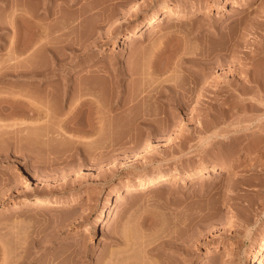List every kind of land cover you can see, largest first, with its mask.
Masks as SVG:
<instances>
[{
  "label": "rangeland",
  "instance_id": "obj_1",
  "mask_svg": "<svg viewBox=\"0 0 264 264\" xmlns=\"http://www.w3.org/2000/svg\"><path fill=\"white\" fill-rule=\"evenodd\" d=\"M169 8L185 14L131 41L136 27ZM0 24V70L31 54L16 55L14 38L48 28L46 47L33 52L57 75L31 98L45 109L53 88L49 97L60 102L52 103L65 106L53 117L0 118L11 132L0 138V264H259L264 0H0ZM23 87L0 79V98ZM83 100L81 126L70 124L82 130L68 129L65 118ZM34 127L54 131L56 151L45 138L13 151L10 136ZM223 166L231 167L223 179L198 180ZM172 171L185 178L127 192ZM44 195L72 200L38 209L24 201ZM105 211L89 234L85 225Z\"/></svg>",
  "mask_w": 264,
  "mask_h": 264
},
{
  "label": "bare ground",
  "instance_id": "obj_2",
  "mask_svg": "<svg viewBox=\"0 0 264 264\" xmlns=\"http://www.w3.org/2000/svg\"><path fill=\"white\" fill-rule=\"evenodd\" d=\"M12 1H14V0H12ZM16 1H18V0H16ZM5 2V1H4ZM12 3V2H11ZM15 3V2H14ZM214 4H217V2L216 1H214L213 2ZM2 4V3H1ZM239 4V3H238ZM237 3H236V7H237V5H238ZM3 6V5H2ZM235 7V8H236ZM234 8V9H235ZM237 9V8H236ZM166 13L163 15V14H160L159 16H157L156 18H154V19H152V20H150L146 25H142V26H138V27H136L135 28V30L133 31V33H132V35H131V37H130V39H131V41L132 42H134L135 40H137L138 38H137V36H138V34H139V32L140 31H142L141 32V34L140 35H142L143 33H150V32H154L159 26H163V24H165V23H169V22H172V21H174V20H177L178 18H180L181 17V15H184L185 14V11L184 10H181V9H172V8H169V9H167L166 11H165ZM26 13V12H25ZM194 14V13H193ZM23 15H25L24 13H23ZM22 15V16H23ZM25 17V16H24ZM23 19V18H22ZM29 19V18H28ZM27 20V19H26ZM0 25H3V24H0ZM0 27H2V26H0ZM4 27V26H3ZM48 29V28H47ZM47 29H46V32H45V30L43 31V33L41 32V35H40V32H39V35H36L35 33V35H36V37L34 36L32 39H30V40H24V41H20V39H18V42L15 40V38H14V42H16V43H18L17 45H16V43H15V45H16V47L14 48L15 50V53H16V55L18 54V56L19 55H22V54H24V53H27V52H31V54L30 53H28V57H26V58H24L25 60H23V61H18V62H16V63H13L11 66H9V67H6V69H3V70H0V79L1 80H3L4 82H6V83H23L24 84V89L22 88L21 89V91H19V93L17 92V94H18V97H17V94L16 95H12V93H11V95H9V96H5V97H2V98H0V118L2 119V118H4V119H18V118H26V117H34V116H38V115H44V116H46V117H53V115H54V113H55V115H56V112H58V110H59V112H60V109H58V106H60L61 104H58L57 106L56 105H54L53 103H52V101H54V99L53 98H55L54 96L53 97H49V96H52L53 95V93H51V91H54V90H52L51 89V91L50 90H48V92L50 91V93H48L47 95H49L47 98H51L52 99V101H49L48 99L47 100H45V99H43V100H45L44 102V104H43V101H42V104L44 105L43 107H45V109H42L41 107H39L40 105L38 104V103H36L31 97H33V95H34V93L33 92H35L34 91V89L36 90V89H38V88H41V87H43L42 89H43V91L45 90V89H48V87L49 86H47V84L50 82L51 83V81H52V79H53V77L55 76V75H57V74H55V72H54V70H53V68H51V67H48V68H41L40 67V65H38V64H36L37 63V61L35 62V56H36V52H33L36 48V46L39 44V42L41 43L42 41H41V39H43L44 37H42L43 35L42 34H45L46 33V37H47V35H48V32H49V30H48V32H47ZM16 31V30H15ZM19 32V31H18ZM45 32V33H44ZM17 33V32H16ZM15 32H14V35L16 34ZM19 34V33H18ZM17 34V35H18ZM21 34V33H20ZM16 35V36H17ZM32 35V34H31ZM20 36V35H19ZM24 36V35H23ZM30 36V35H29ZM21 39H22V37H21ZM43 43V42H42ZM41 43V45L39 44L38 46L39 47H42V48H44V47H46V44H42ZM121 43V40L119 39V38H117L116 39V41H115V43H114V47H117L118 46V44H120ZM48 46V45H47ZM48 48H50V47H48ZM17 56V57H18ZM48 66V65H47ZM54 67V66H53ZM49 85H51V84H49ZM69 85L67 86L66 85V88H64L65 90H64V100H65V102L67 101H69V95H71V94H69ZM50 88V87H49ZM33 89V90H32ZM46 91V90H45ZM62 91V90H61ZM61 91H59V92H61ZM74 91H75V89H74ZM98 91V90H97ZM97 91H95L96 93H97ZM45 94H46V92H44V96H43V98H45L46 96H45ZM50 94H52V95H50ZM57 94V93H56ZM93 94H95V93H93ZM74 95V99H75V93L73 94ZM72 95V96H73ZM35 96V95H34ZM37 96V95H36ZM42 96H39V98H41ZM94 96V95H93ZM98 96V95H97ZM59 98H61L60 96H59ZM94 98V97H93ZM94 99H99V96L98 97H96V98H94ZM42 100V99H41ZM59 100H61V99H59ZM72 100H73V97H72ZM85 100H87V99H85ZM91 100H93V99H91ZM63 101V100H62ZM70 101H71V99H70ZM99 101V100H98ZM121 101V100H120ZM55 102V101H54ZM56 102H58V101H56ZM56 102H55V104H56ZM60 102V101H59ZM58 102V103H59ZM72 102L73 101H71L70 103H71V105H73L72 104ZM93 102V101H92ZM115 102V101H114ZM4 103V105H2ZM87 103H89V100L88 101H84L83 100V102H81V103H79L80 104V106L78 107L77 105V107H78V110H76V113L74 114V115H72L71 117H69L68 119H66L65 118V126H68V129H74V127L73 126H71L70 124L72 123V125H73V122H77V118H78V115H79V113L81 112V108L84 106V105H86ZM94 103H97V102H95L94 101ZM125 103V102H124ZM66 104V103H65ZM93 104V103H92ZM123 104V103H122ZM64 104H62L59 108H61L62 106H63ZM67 105H69L68 103H67ZM99 106V105H98ZM63 107H65V106H63ZM62 109V108H61ZM74 109V108H73ZM71 111H74V110H71ZM58 112V113H59ZM61 112H62V110H61ZM75 112V111H74ZM73 112V113H74ZM70 115H71V113H70ZM82 115V114H81ZM80 117V116H79ZM37 118H39V117H37ZM81 118V121H82V116L80 117ZM3 120V119H2ZM80 121V120H79ZM78 121V122H79ZM75 123V125H80L79 123ZM83 124V123H82ZM5 125V124H4ZM16 125V124H15ZM91 125V124H90ZM8 126H11V125H8ZM12 126H13V124H12ZM11 126V127H12ZM64 126V125H63ZM81 126V125H80ZM92 126V125H91ZM90 126V127H91ZM49 127V126H48ZM0 128H2L3 130H0V131H2L3 133H1L0 132V138L1 137H3V136H1V135H3L5 132H6V130H7V136L11 133L10 131H9V129H6V130H4V128L2 127V126H0ZM6 128H7V125H6ZM79 127H75V130L76 129H78ZM81 128V127H80ZM79 128V129H80ZM66 129V128H65ZM79 129H78V131H79ZM82 129H80V131H81ZM87 130H89V129H87ZM5 131V132H4ZM9 131V132H8ZM23 131V130H22ZM22 131H20V132H22ZM14 132H16V131H14ZM20 132L18 133H13V131H12V133L13 134H15V137L14 136H10L11 137V139H13V143H11L12 145L14 144V143H17V144H15V147H14V149H13V151H18L19 150V148L17 149V145L20 143V142H22L23 140H25L26 141V143H28V146H29V144H32V143H30L28 140L30 139V140H37L36 142H35V144L38 142V139H39V142L42 140V138H45L46 139V141L44 142L43 140V143H49L47 146H50L51 145V143H52V140H54V138H55V141H56V138L57 137H53L52 135H51V132H52V130L50 129H44V128H42V129H39V128H37V127H34V128H28L25 132H23V133H21L20 134ZM82 132H84V128H83V131ZM86 132V131H85ZM52 134L54 135V131L52 132ZM62 133H59V136L61 135ZM11 135V134H10ZM64 135V134H63ZM10 137H8V139L10 138ZM13 137V138H12ZM66 137V136H65ZM5 139V140H4ZM3 140L6 142V140H7V138L5 137ZM26 139H28V140H26ZM59 139V138H58ZM63 138H61V140L60 141H62L63 142V140H62ZM65 139H67V138H65ZM64 139V140H65ZM70 140H71V138H70ZM73 140V139H72ZM71 140V141H72ZM15 141V142H14ZM28 141V142H27ZM71 141L69 142L70 144H71ZM24 142V141H23ZM22 142V143H23ZM34 142V141H33ZM73 143H74V141H72ZM1 143V142H0ZM8 143V142H7ZM9 143H10V141H9ZM21 143V144H22ZM55 143V142H54ZM58 142H56L55 144H57ZM61 142H59V144H60ZM64 143H67V141L65 142L64 141ZM76 143V142H75ZM4 144V143H3ZM3 144H1V145H3ZM23 144H25V143H23ZM42 144V143H41ZM55 144H53V145H55ZM69 144V145H70ZM10 145V144H9ZM20 145V144H19ZM66 146V148H70L71 146H69V145H67V144H65ZM72 145V144H71ZM74 145V144H73ZM4 146V145H3ZM32 146V145H31ZM45 146V145H44ZM58 147V145H55V146H53V147ZM61 146H62V144H61ZM64 146V145H63ZM75 147H76V145H74ZM9 147H11V145L9 146ZM50 147H52V145L50 146ZM49 147V148H50ZM52 147V148H53ZM56 147V148H57ZM64 147V149H66ZM73 147V146H72ZM80 147V146H79ZM25 148H26V146H25ZM23 149V151L24 150H26V149ZM55 148V149H56ZM61 148V147H60ZM63 148V147H62ZM74 148V147H73ZM82 148V147H81ZM42 149V148H41ZM51 149V148H50ZM54 149V148H53ZM54 149V150H55ZM64 149H62V150H64ZM4 150V149H3ZM3 150H1V151H3ZM52 150V149H51ZM50 150V151H51ZM53 150V151H54ZM58 150V149H57ZM62 150L61 149H59L58 151H60V152H62ZM76 150V149H75ZM77 150H78V148H77ZM82 151H83V149H81ZM84 150H86L85 148H84ZM88 150V149H87ZM8 151H9V149H8ZM12 151V150H11ZM22 151V149H20V151L19 152H21ZM22 151V152H23ZM56 151V150H55ZM54 151V152H55ZM57 151V152H58ZM81 151V152H82ZM89 151V150H88ZM4 152V151H3ZM2 152V153H3ZM6 152H7V149H6ZM5 152V153H6ZM19 152H17V153H19ZM77 152V151H76ZM78 152H80V151H78ZM84 152V151H83ZM24 153V152H23ZM52 153V152H51ZM56 153V152H55ZM88 153V152H87ZM1 154V153H0ZM53 154V153H52ZM58 154H60V153H58ZM76 154V153H75ZM75 154H73L74 156H75ZM85 154V153H84ZM7 155H8V153H6V158H7ZM15 155V154H14ZM81 155H82V153H81ZM86 155V154H85ZM88 155V157H89V153L87 154ZM104 155H106V154H104ZM103 155V156H104ZM1 156V155H0ZM18 156V155H17ZM72 156V155H71ZM100 156V155H99ZM98 156V157H99ZM102 156V155H101ZM70 157V156H69ZM76 157H78L77 156V154H76ZM81 157V156H80ZM105 157V156H104ZM103 157V158H104ZM3 158H4V156H3ZM83 158V160H85V159H87V156H86V158L83 156L82 157ZM102 158V157H101ZM59 159H61V158H59ZM67 159H69V160H71L70 158H67ZM75 159V158H74ZM78 159V158H77ZM91 159V158H90ZM62 160V159H61ZM93 160V159H92ZM98 159H96V162H98L97 161ZM58 161V160H57ZM66 160H64V162H65ZM75 161V160H74ZM87 161V160H86ZM89 161V160H88ZM70 162H72V161H70ZM69 162V164L71 165V163ZM91 162H93L94 163V161H91ZM100 162V161H99ZM56 163V162H55ZM58 163V162H57ZM63 163V162H62ZM68 163V162H67ZM67 163H65V164H67ZM73 163V162H72ZM90 163V162H89ZM69 164H67V165H69ZM95 164V163H94ZM66 166V165H65ZM43 168V167H42ZM231 171V167H229V166H223V167H219V169H210V170H207V171H204V172H202L201 174H199L198 175V180L199 181H206V180H209L210 178L212 179V178H216V179H223L227 174H228V172H230ZM172 173H174V174H172ZM186 176H188V177H192V174L191 173H188ZM185 178V176H184V173L183 172H178V171H172L171 173H163V174H155V175H150V176H148V177H146L145 179H142L137 185H134V186H131V187H129L128 189H127V192L128 193H131V194H134V192L136 193L137 191H140V190H146L147 188H149V187H152V186H166L167 184H172V183H177V181L178 180H181V179H184ZM72 200V198H70V197H64V196H59V195H54V196H48V195H44V196H41V197H34V198H32V199H28V198H24V201H26L27 203H29L30 204V206L31 207H33V208H42V207H48V206H57V205H60V204H63V203H68V202H70ZM18 207V204L17 203H15V205H14V208H13V210H11V211H8V213L9 212H12L13 213V211L14 210H16V208ZM109 207V206H108ZM111 210H112V206H110L109 207V212H111ZM106 217H107V214H106V211L105 212H102L96 219H95V221L93 222V223H87L86 225H85V230L86 231H88V233L89 234H91V233H93V232H95L96 230H98L99 229V227H100V222H103L105 219H106ZM120 233H122V232H120ZM123 233L124 234H126L124 231H123ZM120 236V235H119ZM122 236V235H121ZM126 236L127 235H123L122 237H123V240L126 238ZM128 239V241L127 242H129L130 240H129V238H127ZM127 239H125V240H127ZM120 241V240H119ZM127 242H125L126 244H127ZM129 244V243H128ZM154 251V250H153ZM209 251V250H208ZM152 252V251H151ZM155 256V255H153V254H151V258L153 259V257ZM257 257H258V261H259V264H264V237L262 238V240L260 241V243H259V248L257 249V255H256ZM156 257V256H155ZM154 257V258H155ZM118 258V257H117ZM129 257H127V259H128ZM122 259H124V258H121V259H119V260H121V261H123ZM113 260H115V258L113 259ZM128 261V260H127ZM116 262H117V260H116ZM123 262H126L125 260L123 261ZM122 262V263H123ZM151 263L150 264H155L157 261L154 259V260H152V261H150ZM157 264V263H156Z\"/></svg>",
  "mask_w": 264,
  "mask_h": 264
}]
</instances>
